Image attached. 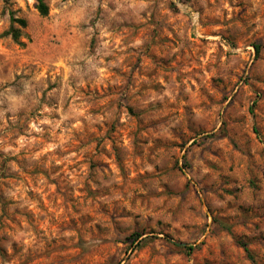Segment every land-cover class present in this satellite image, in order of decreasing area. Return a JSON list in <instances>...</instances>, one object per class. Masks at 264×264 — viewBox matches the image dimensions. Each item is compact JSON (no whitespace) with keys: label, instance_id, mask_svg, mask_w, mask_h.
Instances as JSON below:
<instances>
[{"label":"rangeland","instance_id":"rangeland-1","mask_svg":"<svg viewBox=\"0 0 264 264\" xmlns=\"http://www.w3.org/2000/svg\"><path fill=\"white\" fill-rule=\"evenodd\" d=\"M45 1L0 0V264H264V0Z\"/></svg>","mask_w":264,"mask_h":264},{"label":"trees","instance_id":"trees-1","mask_svg":"<svg viewBox=\"0 0 264 264\" xmlns=\"http://www.w3.org/2000/svg\"><path fill=\"white\" fill-rule=\"evenodd\" d=\"M36 8L40 15L47 16L49 13V7L45 0H37ZM27 26V21L24 18H16L14 16L11 17V26L8 30V34L12 36L13 40L16 42L20 41L21 37V29L25 28ZM257 52L259 51V46H256ZM136 237H139V234L135 235ZM245 251L248 252V248L246 244H242ZM190 250H192V247H188Z\"/></svg>","mask_w":264,"mask_h":264}]
</instances>
